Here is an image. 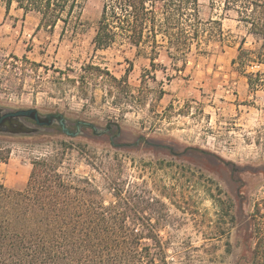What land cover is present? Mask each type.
I'll use <instances>...</instances> for the list:
<instances>
[{"label":"rangeland","instance_id":"obj_1","mask_svg":"<svg viewBox=\"0 0 264 264\" xmlns=\"http://www.w3.org/2000/svg\"><path fill=\"white\" fill-rule=\"evenodd\" d=\"M197 4L202 22L222 24L223 46L193 47L178 61L160 49L151 65L125 45L95 48L102 0H80L72 22L53 30L0 0V110L59 114L78 130L69 137L25 121L31 134L1 130L0 185L23 190L32 163L53 157L104 206L125 199L128 223L153 227L170 264H247L248 235L264 225V90L251 92L245 75L264 68L236 58L241 39L251 51L262 41L222 0Z\"/></svg>","mask_w":264,"mask_h":264},{"label":"trees","instance_id":"obj_2","mask_svg":"<svg viewBox=\"0 0 264 264\" xmlns=\"http://www.w3.org/2000/svg\"><path fill=\"white\" fill-rule=\"evenodd\" d=\"M2 1L6 12L16 3L24 15H38L39 29L53 30L58 22L64 26L72 22L80 0ZM222 4L249 36L262 41L251 51L244 49L241 39L237 65L264 68V0H222ZM224 41L219 20L198 18L197 0H102L92 43L98 50L117 44L138 54L147 52L154 65L160 49L178 61L193 47L206 54ZM9 65L15 69L3 60L4 67ZM88 69L96 78L121 83L97 67ZM245 78L251 92L264 90V71ZM60 169L61 162L53 157L38 159L23 190L0 185V264H170L167 244L153 227L144 226L138 216L140 227L128 223L125 199L118 198L122 206H104L87 181L69 178ZM253 225L246 263L264 264V225Z\"/></svg>","mask_w":264,"mask_h":264},{"label":"water","instance_id":"obj_3","mask_svg":"<svg viewBox=\"0 0 264 264\" xmlns=\"http://www.w3.org/2000/svg\"><path fill=\"white\" fill-rule=\"evenodd\" d=\"M27 119L33 121L39 127H50L52 124H56L61 131L69 137H76L78 130L75 133L68 131L66 126V120L59 114H50L40 116L35 109L16 110L3 112L0 110V127L8 128L10 125L15 124L18 126L20 120ZM11 134H17L20 131H8Z\"/></svg>","mask_w":264,"mask_h":264},{"label":"flooded vegetation","instance_id":"obj_4","mask_svg":"<svg viewBox=\"0 0 264 264\" xmlns=\"http://www.w3.org/2000/svg\"><path fill=\"white\" fill-rule=\"evenodd\" d=\"M22 121H25V122H27L28 123V125H32V126H35V127H37V128H40V129H45V128H48V127H39V126H37L33 121H30V120H27V119H23V120H21L20 121V123L18 124V126L17 125H15V124H12V125H10L8 128H4V127H0V131L1 130H5V131H10V130H12L13 129V131H20L19 133H17V134H31L32 132V130L30 129V128H28L27 126H26V124H24V123H22ZM53 125V124H52ZM51 125V126H52ZM67 125V124H66ZM50 126V127H51ZM9 133V132H8Z\"/></svg>","mask_w":264,"mask_h":264}]
</instances>
